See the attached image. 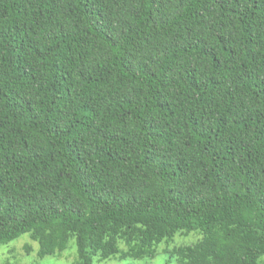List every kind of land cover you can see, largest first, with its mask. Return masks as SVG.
Instances as JSON below:
<instances>
[{
	"label": "trees",
	"instance_id": "trees-1",
	"mask_svg": "<svg viewBox=\"0 0 264 264\" xmlns=\"http://www.w3.org/2000/svg\"><path fill=\"white\" fill-rule=\"evenodd\" d=\"M191 232L175 264H264V0H0V246Z\"/></svg>",
	"mask_w": 264,
	"mask_h": 264
},
{
	"label": "rangeland",
	"instance_id": "rangeland-1",
	"mask_svg": "<svg viewBox=\"0 0 264 264\" xmlns=\"http://www.w3.org/2000/svg\"><path fill=\"white\" fill-rule=\"evenodd\" d=\"M196 232H191L186 236L176 235L169 244L162 243L159 245L157 255L152 259L141 261H109L101 264H175V259L170 257L169 251L175 247L188 246L199 239ZM167 245V246H166ZM29 247L27 253L25 248ZM164 247L168 250L162 253ZM38 245L33 242L28 234L21 235L16 240L6 245L0 246V264H73L76 258L74 241H69L67 249L61 257H44L37 258ZM93 264H98L94 262Z\"/></svg>",
	"mask_w": 264,
	"mask_h": 264
}]
</instances>
